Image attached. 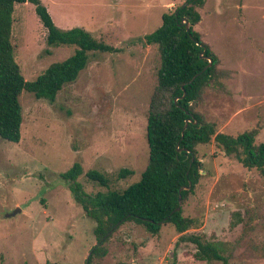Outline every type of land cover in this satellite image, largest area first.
<instances>
[{
    "label": "rangeland",
    "instance_id": "obj_1",
    "mask_svg": "<svg viewBox=\"0 0 264 264\" xmlns=\"http://www.w3.org/2000/svg\"><path fill=\"white\" fill-rule=\"evenodd\" d=\"M185 1L42 0L59 28L82 27L121 50L90 51L88 66L54 101L21 94L22 138L0 137V264H87L96 222L75 202L63 174L80 162L85 172L78 181L89 194L140 180L149 161V103L161 57L157 45L139 40L162 24L163 12ZM199 11L195 29L219 56L225 77L222 88L206 90L197 109L218 132L257 128V141L264 142V0H206ZM13 17L12 42L26 80L74 54L73 45L47 44L33 3H17ZM196 148L202 177L183 214L199 224L186 233L223 245L228 264H264V175L214 140ZM121 168L134 174L117 179ZM89 169L106 172L109 189L88 179ZM237 211L243 222L232 226ZM180 235L170 223L152 235L126 222L108 241V254L92 264H223L196 259L195 244L178 242Z\"/></svg>",
    "mask_w": 264,
    "mask_h": 264
},
{
    "label": "trees",
    "instance_id": "obj_2",
    "mask_svg": "<svg viewBox=\"0 0 264 264\" xmlns=\"http://www.w3.org/2000/svg\"><path fill=\"white\" fill-rule=\"evenodd\" d=\"M26 2L35 5L37 15L47 29L49 46L76 47L74 54L52 63L32 81L24 77L12 42L15 5ZM205 2L186 0L176 8L163 12L162 24L139 40L143 44L157 45L161 57L158 81L149 103V161L140 180L123 190L109 189L112 179L108 174L89 169L86 172L88 179L109 189L89 194L78 181L85 172L80 162H75L63 174L75 202L96 222L94 235L97 243L87 264L108 254V241L126 222L140 224L152 235L158 234L164 224L170 223L181 233L178 242L195 244L196 259L228 264L223 245L201 234L186 233L199 224L197 218L183 214V204L202 177V162L196 147L214 140L219 149L236 157L244 167L256 169L264 175V142L257 141V128L238 135L218 132L216 124L207 121L197 109L206 90L222 88L225 77L224 71L219 68V56L195 29L202 20L199 8ZM185 20L190 24L189 31ZM120 50L82 27L59 28L42 0H0V137L20 142L24 120L20 96L24 90L33 93L36 98L54 101L64 84L76 81L88 66L90 51ZM210 59L212 65L209 66ZM132 174L134 170L121 168L117 179ZM180 196L182 207L177 210ZM234 215L232 226H237L243 222V216L239 211ZM45 264L57 263L47 261Z\"/></svg>",
    "mask_w": 264,
    "mask_h": 264
},
{
    "label": "water",
    "instance_id": "obj_3",
    "mask_svg": "<svg viewBox=\"0 0 264 264\" xmlns=\"http://www.w3.org/2000/svg\"><path fill=\"white\" fill-rule=\"evenodd\" d=\"M185 22H186V28H187V30L189 31V30H190V24H189V22L186 21V20H185ZM210 65H212V61H211V59H210V64H209V66H210ZM185 94H186V92H185ZM179 200H180V206L177 208V210H180L181 207H182V197H181V196L179 197ZM19 211H21V208H20V207L16 208L11 214H8V216H9V217H10V216H14V215H16V213L19 212ZM90 254H91V253H90ZM90 254H89V256H90ZM88 259H89V258H88Z\"/></svg>",
    "mask_w": 264,
    "mask_h": 264
}]
</instances>
